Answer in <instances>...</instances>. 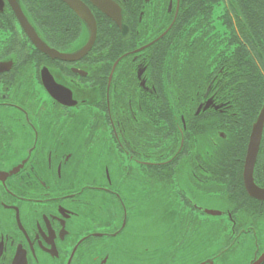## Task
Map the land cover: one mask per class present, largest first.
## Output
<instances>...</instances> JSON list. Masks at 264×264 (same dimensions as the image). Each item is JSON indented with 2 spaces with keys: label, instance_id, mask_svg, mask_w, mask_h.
<instances>
[{
  "label": "flooded vegetation",
  "instance_id": "flooded-vegetation-1",
  "mask_svg": "<svg viewBox=\"0 0 264 264\" xmlns=\"http://www.w3.org/2000/svg\"><path fill=\"white\" fill-rule=\"evenodd\" d=\"M78 1L90 23L63 0H0V173L15 171L0 179V264H216L229 251L257 262L264 201L249 194L245 170L264 105L256 119L230 108L214 78L196 108L163 109L183 0H166V13L164 0H107L108 13L101 0ZM94 23L76 61L31 37L74 55ZM43 72L78 105L56 101ZM252 178L264 190V131ZM164 191L178 212L161 211ZM147 202L155 218L179 221H147ZM193 223L221 228V251L196 254Z\"/></svg>",
  "mask_w": 264,
  "mask_h": 264
},
{
  "label": "trees",
  "instance_id": "trees-1",
  "mask_svg": "<svg viewBox=\"0 0 264 264\" xmlns=\"http://www.w3.org/2000/svg\"><path fill=\"white\" fill-rule=\"evenodd\" d=\"M189 1L183 0L181 17L168 35L176 41L169 45L172 81L164 85L168 97L162 108H184L189 103L196 108L199 93L217 78L219 84L214 85L228 95V106L249 109L256 119L264 105V0H194L195 7H189ZM160 3L166 13L168 3ZM151 105L155 107L154 100ZM230 125L235 132L242 123Z\"/></svg>",
  "mask_w": 264,
  "mask_h": 264
},
{
  "label": "water",
  "instance_id": "water-1",
  "mask_svg": "<svg viewBox=\"0 0 264 264\" xmlns=\"http://www.w3.org/2000/svg\"><path fill=\"white\" fill-rule=\"evenodd\" d=\"M63 1L70 4L74 8V10L83 18L84 21L90 23V20L93 19L89 10L78 0H63ZM106 2L107 0H101L99 7L102 11L108 13L107 9H109L108 8L109 4ZM91 35L92 36L90 42L80 52L74 55H60V54L54 55L52 51H49V49L39 39L37 40L32 34L31 37L42 53L49 54L54 58L64 61H76L86 56L91 50L97 35V28L95 23L93 27H91ZM0 68H2L1 69L2 72L7 69L5 65L1 66ZM43 79H44L45 87L49 90V92L56 101L67 107H76L78 105L77 102L73 101L71 93L57 86L52 78L48 79V76L45 74V72H43ZM263 131H264V109L262 110L257 123L253 127L248 154H247V160H246V170H245V180L249 194L252 197L259 199L261 201H264V190H261L258 187H256V185H254L252 175H253V167L257 160L258 152L260 149ZM13 173H15V171H13L12 173H0V179H2L3 176H9ZM210 214L216 216L219 213L210 212ZM263 263H264V254L254 264H263Z\"/></svg>",
  "mask_w": 264,
  "mask_h": 264
},
{
  "label": "rangeland",
  "instance_id": "rangeland-1",
  "mask_svg": "<svg viewBox=\"0 0 264 264\" xmlns=\"http://www.w3.org/2000/svg\"><path fill=\"white\" fill-rule=\"evenodd\" d=\"M162 200L163 201L159 204V206H161V211H163L164 213H167L170 208H173L177 212L179 211L178 205L180 204V202L178 201L177 197L173 196L171 193L164 191ZM154 209L155 206L151 205L148 202L146 203L147 221H158V220H165V221L171 220L173 222L179 221L175 214L165 217L164 213H161L162 216H158L155 218ZM200 219H203V217H200ZM213 219L214 218H212V220ZM199 225L200 224L197 223L192 224L190 235L192 236L193 234V237L195 239L193 249L195 250L196 254L199 253L205 254V259H207L213 256L214 254H216V252L221 251L223 245L226 243L225 234L223 233V230L221 228L215 225H204V224L201 226ZM161 228L165 232H168L170 230V228L167 229L165 224L163 223ZM155 229L151 228V230H155ZM249 244H251V242ZM243 247L245 248L246 246L243 245ZM245 252H248V249L245 248ZM249 260H250V256L246 258L243 255L241 257L239 253H237V256H235L233 255L232 251H229L228 258L222 259L219 262L217 261L216 264H247Z\"/></svg>",
  "mask_w": 264,
  "mask_h": 264
}]
</instances>
